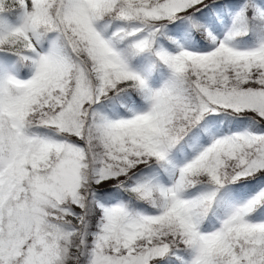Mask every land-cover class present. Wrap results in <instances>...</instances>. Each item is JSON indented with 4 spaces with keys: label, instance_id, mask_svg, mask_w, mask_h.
<instances>
[{
    "label": "snow or ice",
    "instance_id": "1",
    "mask_svg": "<svg viewBox=\"0 0 264 264\" xmlns=\"http://www.w3.org/2000/svg\"><path fill=\"white\" fill-rule=\"evenodd\" d=\"M0 264H264V0H0Z\"/></svg>",
    "mask_w": 264,
    "mask_h": 264
}]
</instances>
